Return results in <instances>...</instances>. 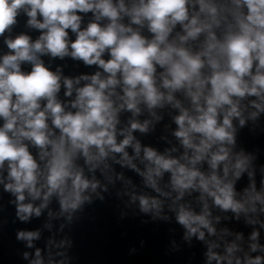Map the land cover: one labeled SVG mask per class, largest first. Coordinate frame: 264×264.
Returning a JSON list of instances; mask_svg holds the SVG:
<instances>
[{
    "label": "clouds",
    "instance_id": "obj_1",
    "mask_svg": "<svg viewBox=\"0 0 264 264\" xmlns=\"http://www.w3.org/2000/svg\"><path fill=\"white\" fill-rule=\"evenodd\" d=\"M0 38V186L17 221L45 217L17 230L23 260L71 264L64 228L119 181L120 203L174 218L202 264H264V166L257 180L234 125L264 115V0H0ZM65 57L98 70H53ZM166 107L178 144L160 151L135 133Z\"/></svg>",
    "mask_w": 264,
    "mask_h": 264
}]
</instances>
